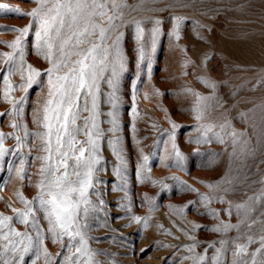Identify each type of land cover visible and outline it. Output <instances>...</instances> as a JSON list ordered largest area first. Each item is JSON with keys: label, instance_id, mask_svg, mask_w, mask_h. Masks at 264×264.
<instances>
[{"label": "rangeland", "instance_id": "obj_1", "mask_svg": "<svg viewBox=\"0 0 264 264\" xmlns=\"http://www.w3.org/2000/svg\"><path fill=\"white\" fill-rule=\"evenodd\" d=\"M125 2L123 19L116 21L119 27L112 31L108 40L110 44L123 33L120 47L126 58V70L119 81L118 129L115 133L109 131L112 117L108 113L113 108L106 103L112 90L104 80L99 81L103 95L98 97L102 115L97 117V123L105 135L98 141L103 169L96 174V179L102 183L96 185L95 191L100 193L104 207L94 214L90 222L95 227L87 234L92 238L88 247L98 253L94 260L98 264H193L192 257L210 258L221 247L220 241L227 240L229 243L225 246L231 251L225 253V264H231L236 258L233 253L237 251L231 242L240 233L245 235L237 243H246L248 236L257 241L243 254L247 258L260 247L259 240L264 235V224L259 222L264 221V203L254 204L255 210L241 224L239 232L232 230L222 234L211 229L221 223L236 225L239 217L235 206L264 188V83L257 85L258 81H264V0ZM0 3H7L25 14L0 13V113H8L12 103L25 95L18 86L27 83V73L23 80L19 73L8 75V83L17 87L8 91L5 100L3 75L7 74V58L13 54V49L7 45L14 43L19 31L29 25L31 17L27 13L37 4L34 0H0ZM157 20L160 21L159 34L149 73L146 66L137 67L135 22L142 23L151 42V30ZM103 26L107 27L106 24ZM5 29L16 31H3ZM87 39L90 43L96 37ZM35 43L33 29L25 44V68L31 65L44 73L50 65L37 54ZM88 46L84 44L81 48ZM41 79V85H33L29 90V100L24 104L21 118L13 120L12 115L0 116V134L4 136L0 146L13 150L0 161V182L4 183L0 187V215L13 217L11 226L15 231L28 230L32 236L34 233L24 224L15 222V217L16 213L25 211V205L18 197L33 200L41 178L40 168L48 163L42 159L48 155L43 150L47 138L42 139L40 135L46 130L37 124L49 91L47 76ZM212 84L216 85L215 90ZM195 94L216 97L201 119H197L194 111L197 106ZM80 103L83 105V101ZM88 116V112L81 111L77 125H83ZM13 123L20 127L13 128ZM222 126H225L223 130ZM25 128L33 135L25 143L18 144V139H24ZM206 128L209 130L204 131ZM233 132L248 141L250 150L246 155L239 144L234 154ZM219 135H224L223 143L219 142ZM117 137L121 158L127 161L126 184L114 173L119 160L108 144ZM197 139H201V143H194ZM76 140L83 142L86 137L81 133ZM173 144L185 158L183 169L176 167ZM55 160L53 152L52 161ZM21 172L26 178L21 177ZM225 180L232 183H224ZM216 183L221 184L219 190L212 191L207 187ZM114 185L124 187L126 195L125 191H113ZM185 185L193 191L186 190ZM201 197L211 199L201 203ZM90 199L99 204L95 196ZM213 212L217 213L216 217L209 214ZM41 216L37 213L38 218ZM132 216L144 219L136 222L128 218ZM253 219L257 223L249 228L248 222ZM40 226L47 230V223L42 218ZM3 243L7 241H0ZM64 243H67V237ZM194 244L196 247L189 251ZM41 249H47L51 258L48 264H55L57 253L62 250L61 244L53 243L50 235ZM17 255H24L20 264H31L35 259L31 253L24 254L19 250ZM72 255L73 251L63 252V258ZM36 264H45L43 252Z\"/></svg>", "mask_w": 264, "mask_h": 264}, {"label": "snow or ice", "instance_id": "obj_2", "mask_svg": "<svg viewBox=\"0 0 264 264\" xmlns=\"http://www.w3.org/2000/svg\"><path fill=\"white\" fill-rule=\"evenodd\" d=\"M34 2L37 7L27 13L31 17L29 25L19 31L14 43L7 45L13 49V54L7 58V74L3 75L4 98L7 100L8 91L17 87L8 83V75L19 73L23 80L27 73V83L18 86L24 90L25 95L21 97L20 101L12 103L10 112L0 113V116L12 115L13 120L21 118L24 104L29 100V90L33 85H41L43 83L41 77L46 75L49 84L48 99L42 106L43 115L38 116L37 124L46 130L40 135L42 139L47 138L43 150L48 155L42 159L48 163L40 168L41 178L36 185L37 195L33 200L28 201L23 197H18L24 203L25 211L16 213L15 222L24 224L26 229L34 233V236L29 235L28 230L23 233L16 232L11 226L14 218L0 215V241H7V243L0 244V264H20L21 261H24V255H17L18 250L24 254L31 253L35 256L31 264H36V260L41 258L43 252L45 264H48L51 258L47 249H41V245L49 235L52 237L53 243L61 244L62 250L57 253L58 259L55 264H98L94 260V256L98 253H93L88 247L89 240L92 238L87 234L95 227L90 222L94 218V214L104 207L100 193L95 191L96 185L102 183L96 179V174L103 169V157L98 148V141L105 135L104 130L97 123V117L102 115L99 111L98 97L103 95L100 92L99 81L104 80L112 90L107 96L106 103L113 108V111L108 113L112 117V127L109 131L115 133L118 129L119 81L120 76L126 70V58L120 47L123 33H119L110 44L108 40L112 31L119 27L116 21H122L123 9L127 5L125 0H120L119 4L116 3V0H34ZM110 4L111 7H109ZM0 13L25 15L18 8H11L7 3H0ZM173 19L179 20L180 18L173 17ZM104 24L107 27H104ZM159 24V20L155 21V26L151 30V42H149L142 23L135 22L139 56L137 67L139 69L141 66H146L149 73L159 34ZM178 27L179 25H177ZM33 29H35L37 54L48 61L50 65L44 73L34 69L31 65L25 68V44ZM3 31L16 30L5 29ZM89 36H95L96 39L89 43L87 39ZM84 44L89 46L82 49L81 46ZM72 57H77V59L73 60ZM105 73L108 75L105 76ZM260 83H264V81H258L257 85ZM211 87L215 90L216 85L212 84ZM195 95H197V106L194 111L197 112V119H201L211 107V101H214L216 97ZM80 101H83V105ZM81 111L88 112L89 116L84 119L83 125H77L76 122L80 118ZM89 123H91V127H89ZM11 126L13 128L20 127L15 123ZM224 127L222 126V130ZM208 130L204 129V131ZM81 133L86 137L83 142L76 140V137ZM32 135L25 128L24 139H18L17 143H25ZM231 135L234 154L239 144L241 152L246 155L250 150L248 141L240 139L241 134L233 132ZM53 138L55 146H53ZM217 138L219 142H224V135H219ZM3 140L4 136L0 134V145L3 144ZM194 143H201V139L195 140ZM108 144L119 160L118 166L114 168V173L121 177L126 184L127 161L121 158L122 150L118 147L120 140L117 137L115 140H109ZM173 150L175 151L176 167L183 169L184 156L176 150L175 144H173ZM10 151L13 150L0 146V161H3ZM53 152L56 154L55 162L52 161ZM144 159L147 160L148 157H144ZM69 160H72L73 163L69 164ZM21 163L23 164V161ZM20 175L22 178H26V174L23 172ZM224 183H232V181L225 180ZM3 186L4 183L0 182V187ZM184 187L186 190L193 191L187 189L186 185ZM207 187L216 191L221 188V184H209ZM116 190L125 191V188L114 185L113 191ZM224 191L227 192L228 189H224ZM92 196L99 200L98 205L90 199ZM210 199L211 197H201L200 202L204 203ZM216 199L222 202L220 197H216ZM258 203H264V188H261L257 195L249 197L244 203L235 206L239 217L236 225L221 223L211 231L222 234L232 230L239 232L241 224H244L255 210L254 204ZM37 213H41L42 220L47 223L46 231L40 226L41 218L37 217ZM209 214L213 217L217 216V213L214 212ZM229 214H231V209ZM128 218L136 222L144 219L136 216ZM259 222L264 224V221ZM254 223H257V220H250L247 226L251 228ZM193 227L196 226L193 225ZM185 235L187 234L185 233ZM244 235L240 233L231 242L237 249L233 253L236 258L231 264H249V261L251 264H264V235L260 237V247L250 253L247 258H244L243 254L249 245L257 241L254 237L248 236L246 243H237ZM11 237L17 239H11ZM65 237H67L66 244L64 243ZM220 243L221 247L216 250L214 256L206 258L196 255L192 257L193 264H225V253L230 252L231 248L225 246L229 243L227 240H221ZM195 247V244L192 245L189 251ZM65 250L73 251V255L63 258ZM207 250L206 248L205 252ZM142 251L145 250L142 249ZM258 255L259 259H257ZM85 257L87 259H84Z\"/></svg>", "mask_w": 264, "mask_h": 264}]
</instances>
